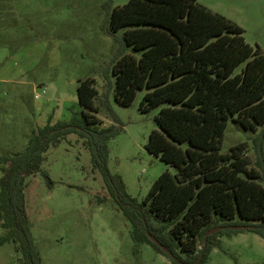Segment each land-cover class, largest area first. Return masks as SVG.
I'll return each instance as SVG.
<instances>
[{
    "label": "trees",
    "instance_id": "obj_1",
    "mask_svg": "<svg viewBox=\"0 0 264 264\" xmlns=\"http://www.w3.org/2000/svg\"><path fill=\"white\" fill-rule=\"evenodd\" d=\"M110 31L121 41L113 66L116 100L130 106L145 90L142 110L160 108L159 129L147 148L177 172H164L143 200L133 196L108 167L117 127L100 126L99 90L95 80H82L83 118L56 124L51 118L32 130L24 151L0 153V244L15 243L21 264H46L28 212L29 178L39 172L49 177L43 168L47 150L72 132L87 138L137 245H152L173 264H193L202 255L199 264H207L224 235L250 230L264 238V129L254 138L257 165L246 153L247 142L223 151L231 120L255 132L264 124L262 47L200 0H130L113 11ZM217 227L223 228L209 235Z\"/></svg>",
    "mask_w": 264,
    "mask_h": 264
},
{
    "label": "rangeland",
    "instance_id": "obj_2",
    "mask_svg": "<svg viewBox=\"0 0 264 264\" xmlns=\"http://www.w3.org/2000/svg\"><path fill=\"white\" fill-rule=\"evenodd\" d=\"M129 1L0 0V153L24 151L32 130L51 118L54 124L83 118L79 86L93 79L100 126L117 127L109 141L108 167L143 200L164 172L174 174L177 168L147 148L159 129L160 108L142 110L145 90L130 106L115 97L113 66L121 41L111 33L110 19ZM200 2L241 25L247 41L264 50V0ZM263 129L264 124L256 132L247 130L231 120L223 151L247 142L246 153L257 165L254 138ZM46 156L43 168L49 177L43 172L31 176L27 189L35 242L46 264H173L152 245L134 241L131 223L95 166L85 136H64ZM4 232L0 224V236ZM222 240L207 264H264L260 234L246 230ZM21 259L15 243L0 244V264H21Z\"/></svg>",
    "mask_w": 264,
    "mask_h": 264
},
{
    "label": "water",
    "instance_id": "obj_3",
    "mask_svg": "<svg viewBox=\"0 0 264 264\" xmlns=\"http://www.w3.org/2000/svg\"><path fill=\"white\" fill-rule=\"evenodd\" d=\"M222 228H223V227H217V228L211 230V231L209 232V235H210V234H213V233H215V232H217V231H220ZM149 234H150L152 240H154L155 242H157L161 247H163L164 250L169 251V252L171 251L166 245H164L162 242H160L156 236H154L152 233H149ZM202 258H203V255L200 257V259H199L197 262H195V263H193V264H199V263L201 262ZM181 263H182V264H188V263L183 262V261H181Z\"/></svg>",
    "mask_w": 264,
    "mask_h": 264
},
{
    "label": "built area",
    "instance_id": "obj_4",
    "mask_svg": "<svg viewBox=\"0 0 264 264\" xmlns=\"http://www.w3.org/2000/svg\"><path fill=\"white\" fill-rule=\"evenodd\" d=\"M44 92H46V89L44 90ZM41 95L40 94H37V97H40Z\"/></svg>",
    "mask_w": 264,
    "mask_h": 264
},
{
    "label": "crops",
    "instance_id": "obj_5",
    "mask_svg": "<svg viewBox=\"0 0 264 264\" xmlns=\"http://www.w3.org/2000/svg\"><path fill=\"white\" fill-rule=\"evenodd\" d=\"M206 5V4H205Z\"/></svg>",
    "mask_w": 264,
    "mask_h": 264
}]
</instances>
